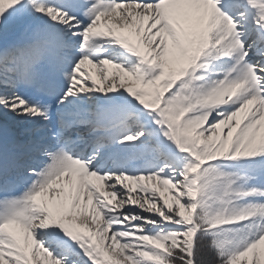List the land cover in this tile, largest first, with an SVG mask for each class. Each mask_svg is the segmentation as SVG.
Masks as SVG:
<instances>
[{
  "label": "snow or ice",
  "instance_id": "6c2138e0",
  "mask_svg": "<svg viewBox=\"0 0 264 264\" xmlns=\"http://www.w3.org/2000/svg\"><path fill=\"white\" fill-rule=\"evenodd\" d=\"M0 264H264V0H0Z\"/></svg>",
  "mask_w": 264,
  "mask_h": 264
},
{
  "label": "bare ground",
  "instance_id": "6f19581e",
  "mask_svg": "<svg viewBox=\"0 0 264 264\" xmlns=\"http://www.w3.org/2000/svg\"><path fill=\"white\" fill-rule=\"evenodd\" d=\"M93 71V73L95 72V69H91Z\"/></svg>",
  "mask_w": 264,
  "mask_h": 264
},
{
  "label": "rangeland",
  "instance_id": "374dc122",
  "mask_svg": "<svg viewBox=\"0 0 264 264\" xmlns=\"http://www.w3.org/2000/svg\"><path fill=\"white\" fill-rule=\"evenodd\" d=\"M92 71V70H91Z\"/></svg>",
  "mask_w": 264,
  "mask_h": 264
}]
</instances>
